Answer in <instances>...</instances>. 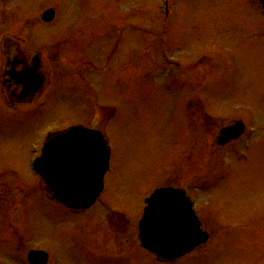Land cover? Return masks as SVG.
Segmentation results:
<instances>
[{
  "label": "rangeland",
  "instance_id": "374dc122",
  "mask_svg": "<svg viewBox=\"0 0 264 264\" xmlns=\"http://www.w3.org/2000/svg\"><path fill=\"white\" fill-rule=\"evenodd\" d=\"M256 1L170 0L165 25L162 0H0V36L39 41L52 74L34 107L0 105V179L11 189L0 264H27L12 242L46 250L51 264H264ZM53 6L56 20L44 24ZM240 118L257 129L248 146H218L219 129ZM84 124L107 137L112 169L103 199L77 215L43 195L31 159L48 131ZM163 186L186 189L211 233L176 262L156 261L139 238L143 200Z\"/></svg>",
  "mask_w": 264,
  "mask_h": 264
},
{
  "label": "water",
  "instance_id": "95a60500",
  "mask_svg": "<svg viewBox=\"0 0 264 264\" xmlns=\"http://www.w3.org/2000/svg\"><path fill=\"white\" fill-rule=\"evenodd\" d=\"M54 15L55 11L49 9L43 18L51 20ZM240 130L238 126L225 135L232 137ZM108 163L109 150L102 134L72 127L45 145L39 171L61 201L84 208L99 194ZM140 235L142 245L160 259L180 257L208 239L185 192L172 188L152 196L140 222ZM41 256L45 261L47 255Z\"/></svg>",
  "mask_w": 264,
  "mask_h": 264
},
{
  "label": "flooded vegetation",
  "instance_id": "af4514ba",
  "mask_svg": "<svg viewBox=\"0 0 264 264\" xmlns=\"http://www.w3.org/2000/svg\"><path fill=\"white\" fill-rule=\"evenodd\" d=\"M53 23V22H52ZM51 24V23H50ZM46 63L39 41L24 36H0V105L19 109L23 106L35 105L38 98L49 85L47 76L50 71L45 69ZM48 67L52 66L49 62ZM44 75L40 86L35 83L34 76ZM6 181L0 179V247L9 245L8 231V191ZM15 188H22L17 185ZM11 190V189H10ZM17 203L14 209L21 207ZM17 212V211H16ZM13 212H11L12 214ZM17 250H24V243L12 242Z\"/></svg>",
  "mask_w": 264,
  "mask_h": 264
}]
</instances>
